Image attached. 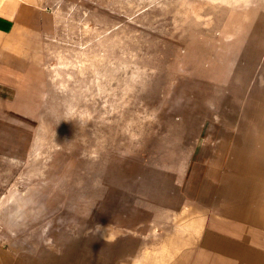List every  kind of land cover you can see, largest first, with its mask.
Masks as SVG:
<instances>
[{
  "label": "rangeland",
  "instance_id": "1",
  "mask_svg": "<svg viewBox=\"0 0 264 264\" xmlns=\"http://www.w3.org/2000/svg\"><path fill=\"white\" fill-rule=\"evenodd\" d=\"M261 2L46 0L54 25L44 34V64L23 98L29 122L20 130L21 212L11 213L17 203L0 207V244L25 250L31 264L162 262L163 239L152 226L138 232L114 217L123 203L116 188L149 162H167L170 149L181 153L167 144L164 112L167 88H180L178 72L219 76L264 65L261 34L243 49L237 31L264 24ZM227 8L234 16L225 15ZM245 10L252 14L237 15ZM202 35L218 47L195 46ZM171 57L178 72L169 68Z\"/></svg>",
  "mask_w": 264,
  "mask_h": 264
},
{
  "label": "crops",
  "instance_id": "2",
  "mask_svg": "<svg viewBox=\"0 0 264 264\" xmlns=\"http://www.w3.org/2000/svg\"><path fill=\"white\" fill-rule=\"evenodd\" d=\"M45 1L0 0V207L17 203L14 216L21 212L24 191L18 170L20 130L29 122L23 98L44 64V34L54 25V11L43 7ZM224 10L234 16L232 8ZM208 29L204 33L219 31ZM222 31L230 29L225 25ZM237 31L243 33V49L256 42L257 32L264 48V24ZM215 40L202 35L191 42L217 48ZM225 47L230 46L220 48ZM171 59L169 68H179L177 58ZM178 75L180 88H167L164 112L167 144L181 153L170 149L167 162H149L142 175L139 170L132 182L116 188L123 203L114 217L122 216L138 232L145 225L157 231L163 239V260L157 264H264V65L255 72L244 67L219 76ZM0 264L31 263L25 250L0 244Z\"/></svg>",
  "mask_w": 264,
  "mask_h": 264
}]
</instances>
